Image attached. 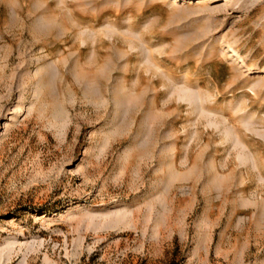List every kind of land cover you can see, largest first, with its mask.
<instances>
[{
	"label": "rangeland",
	"instance_id": "1",
	"mask_svg": "<svg viewBox=\"0 0 264 264\" xmlns=\"http://www.w3.org/2000/svg\"><path fill=\"white\" fill-rule=\"evenodd\" d=\"M0 264H264V0H0Z\"/></svg>",
	"mask_w": 264,
	"mask_h": 264
},
{
	"label": "bare ground",
	"instance_id": "2",
	"mask_svg": "<svg viewBox=\"0 0 264 264\" xmlns=\"http://www.w3.org/2000/svg\"><path fill=\"white\" fill-rule=\"evenodd\" d=\"M226 1V0H225Z\"/></svg>",
	"mask_w": 264,
	"mask_h": 264
}]
</instances>
